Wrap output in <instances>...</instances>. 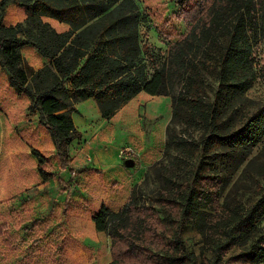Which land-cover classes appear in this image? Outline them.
<instances>
[{
  "label": "trees",
  "instance_id": "obj_1",
  "mask_svg": "<svg viewBox=\"0 0 264 264\" xmlns=\"http://www.w3.org/2000/svg\"><path fill=\"white\" fill-rule=\"evenodd\" d=\"M11 2L24 9L26 19L7 26L4 13ZM175 3L187 31L149 66L141 40L146 17L137 0H1L0 67L10 88L28 97L30 110L39 114L62 170L81 137L72 118L77 104L94 99L110 120L142 93L171 99L167 162L157 163L160 169L151 168L145 180L154 191L135 185L122 208L103 205L92 215L96 232L111 241L109 264H264V191L244 203L237 187L227 193L236 171L202 165L233 134L240 137L232 154L237 168L263 142L264 105L245 113L236 128L239 104L257 80L254 51L264 37V0ZM45 19L68 29L59 32ZM29 46L45 61L43 68L35 70L22 55ZM34 156L47 185L55 179L51 162L38 152ZM259 170L252 172L264 176V167ZM70 205L67 199L64 213ZM188 227L202 239L199 255L187 248Z\"/></svg>",
  "mask_w": 264,
  "mask_h": 264
},
{
  "label": "rangeland",
  "instance_id": "obj_2",
  "mask_svg": "<svg viewBox=\"0 0 264 264\" xmlns=\"http://www.w3.org/2000/svg\"><path fill=\"white\" fill-rule=\"evenodd\" d=\"M137 2L146 17L141 27V40L151 66L164 58L170 45L187 31L188 23L175 0ZM25 19L23 8L14 2L8 4L4 24L16 25ZM44 21L59 32L68 29L57 21ZM25 55L30 58L29 61L25 57L30 65L38 64L39 58L34 54L26 52ZM254 60L257 80L239 104L242 110L238 116V130L246 121L245 113L251 114L264 105V37L255 48ZM37 66L32 67L39 70L44 64ZM8 80V73L0 67V264H106L111 241L103 235L98 236L91 222L96 209L94 203L100 202L93 189L94 181H89L86 175L91 173L94 176V171H78L71 166L60 171L58 164L53 167L55 179L48 185L43 184L36 171L34 153L49 156L56 163L57 152L52 155L55 151L51 150L54 141L40 123L39 114L30 110L29 98L16 94ZM172 112L169 97L156 100L142 93L119 111L116 121L118 129L113 139L114 146L121 148L135 138L146 148L141 152L142 164L150 166H146L142 181L137 185L145 186L149 194L155 185L151 181L145 183L148 171L153 167L160 169L159 162H167L165 149ZM97 130L90 129L87 138H94ZM199 135L197 131L194 133L195 137ZM82 141L81 137L73 142H80L75 148L77 152ZM239 143L238 133L233 134L226 145L205 157L202 165L208 171H236L227 193L237 187L235 190L239 191L236 194L243 195L244 203L250 204L264 191V176H256L252 172L264 167V139L237 168L236 154H232L237 152L235 149ZM108 147L101 146L100 149ZM70 154L74 155L71 148ZM256 157L255 165L248 167V161ZM140 163L141 160L135 164L139 167ZM67 199L71 205L64 213ZM184 239L187 248L199 255L202 239L196 230L188 227L184 231Z\"/></svg>",
  "mask_w": 264,
  "mask_h": 264
},
{
  "label": "crops",
  "instance_id": "obj_3",
  "mask_svg": "<svg viewBox=\"0 0 264 264\" xmlns=\"http://www.w3.org/2000/svg\"><path fill=\"white\" fill-rule=\"evenodd\" d=\"M26 52H29V54H34L37 59L39 58L37 60L38 64L42 63L43 65L45 63V61L40 57L36 50L30 48L28 49V47L22 49V54L27 58V60H29L30 58L25 55ZM31 65L34 66V68L37 66L34 64ZM37 68H40V66H37ZM149 97L156 98V100L167 98L163 96ZM119 114L120 113L118 112L112 119L106 120L102 117L96 101L94 99H89L77 104L76 111L72 115L74 125L76 129L81 133L83 141L79 152H77L75 148L80 142L72 143L70 148L72 151H74V155L70 154L72 157V161L69 166H71V168L78 169V171H94V173H92L94 174V176L91 175V173L86 174L88 175L89 181L91 179L94 181L93 189L97 195V199L100 200L99 203H94V205H96L94 213L99 211L103 205L109 206L113 210L122 208L127 202L132 187L139 184L138 182L142 181L143 174L146 172V166H150V164L144 166V164H142L143 160L141 159L139 167L138 164H135L134 168H128L125 166L123 159L118 156L120 147L118 148V146H114L113 139L118 129L116 121L119 118ZM93 128H97L99 129V131L97 130V134L94 133L96 134L94 138H87V136L90 134V129ZM129 144L135 145L140 150V152L146 149H144L143 142L138 141L135 138L132 139V141H130L127 145ZM101 146L109 147L106 149H100ZM51 150L52 152L55 151V153H53L52 155H56V148L54 143ZM47 154L50 155L51 153ZM43 156L45 157V155ZM46 158L49 159V156H46ZM144 158L146 159V157ZM56 159H58V156L56 157ZM49 161L51 162L52 167L59 164V159L56 163L53 160L51 161L50 159ZM36 162V171H38V160H36ZM66 170L67 169L62 170L60 168V171ZM92 225L94 228L93 222ZM94 231L96 232L95 228ZM96 233L98 236L103 235L107 237V239L110 241L106 234L98 232ZM109 245L111 247V242ZM111 260V252L109 249V255L106 264H109Z\"/></svg>",
  "mask_w": 264,
  "mask_h": 264
},
{
  "label": "built area",
  "instance_id": "obj_4",
  "mask_svg": "<svg viewBox=\"0 0 264 264\" xmlns=\"http://www.w3.org/2000/svg\"><path fill=\"white\" fill-rule=\"evenodd\" d=\"M119 157L126 161L128 159H132L136 162L141 160V152L140 150L132 144L125 145L121 147L118 151Z\"/></svg>",
  "mask_w": 264,
  "mask_h": 264
},
{
  "label": "water",
  "instance_id": "obj_5",
  "mask_svg": "<svg viewBox=\"0 0 264 264\" xmlns=\"http://www.w3.org/2000/svg\"><path fill=\"white\" fill-rule=\"evenodd\" d=\"M125 166L128 168H133L135 166V161L132 159H128L125 161Z\"/></svg>",
  "mask_w": 264,
  "mask_h": 264
}]
</instances>
